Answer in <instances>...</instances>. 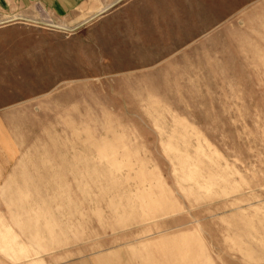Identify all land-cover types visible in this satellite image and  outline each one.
Listing matches in <instances>:
<instances>
[{
    "label": "rangeland",
    "instance_id": "374dc122",
    "mask_svg": "<svg viewBox=\"0 0 264 264\" xmlns=\"http://www.w3.org/2000/svg\"><path fill=\"white\" fill-rule=\"evenodd\" d=\"M0 95V264H264V0L14 10Z\"/></svg>",
    "mask_w": 264,
    "mask_h": 264
},
{
    "label": "crops",
    "instance_id": "0c3cea01",
    "mask_svg": "<svg viewBox=\"0 0 264 264\" xmlns=\"http://www.w3.org/2000/svg\"><path fill=\"white\" fill-rule=\"evenodd\" d=\"M90 0H0V16L6 15L14 10H27L39 6L42 10L49 13L56 19H61L67 15L77 13L80 9L85 7ZM97 9V8H96ZM104 9H97L90 17L96 16ZM4 96L0 95V176L6 171L7 159L12 155V149L5 138L4 130L6 126L14 127L12 121H5L4 112ZM3 239V238H2ZM104 256L95 257L97 264H102Z\"/></svg>",
    "mask_w": 264,
    "mask_h": 264
}]
</instances>
